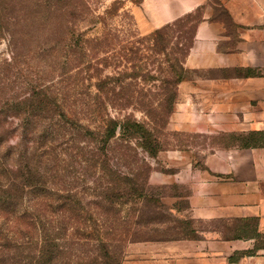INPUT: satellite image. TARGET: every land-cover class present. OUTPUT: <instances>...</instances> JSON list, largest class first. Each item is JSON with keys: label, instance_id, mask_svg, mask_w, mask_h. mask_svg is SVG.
I'll return each instance as SVG.
<instances>
[{"label": "rangeland", "instance_id": "1", "mask_svg": "<svg viewBox=\"0 0 264 264\" xmlns=\"http://www.w3.org/2000/svg\"><path fill=\"white\" fill-rule=\"evenodd\" d=\"M85 1L88 7L81 11L75 0H0V95L24 98L45 89L65 97L70 112L81 113L86 108L81 101L95 105V83L102 80L105 109L91 107L86 116L81 113L83 122L94 129L108 116L130 115L153 132L162 146L156 156L137 144L139 138L126 140L118 133L105 154L96 142L80 141L67 132L60 145H49L40 163L43 184L78 195L93 216L72 219L70 234L95 237L94 227H99L123 261L133 242L197 238V230L205 227L190 212V185L172 175L184 165L181 155L200 156L212 141L169 125L178 100V86L170 82L178 74L184 79L191 75L183 62L202 16L197 11L179 18V32L159 38L152 35L158 28L144 33L133 12L143 0ZM171 96L174 99L167 101ZM115 98L132 103L127 108L114 106L110 101ZM76 100L78 107L73 105ZM9 122L14 127L20 123L15 118ZM18 141V135L13 136L8 146L16 147ZM157 198L159 204L154 202ZM24 203L33 205L28 198Z\"/></svg>", "mask_w": 264, "mask_h": 264}, {"label": "crops", "instance_id": "2", "mask_svg": "<svg viewBox=\"0 0 264 264\" xmlns=\"http://www.w3.org/2000/svg\"><path fill=\"white\" fill-rule=\"evenodd\" d=\"M197 11L184 61L191 75L169 125L212 141L200 156L181 155L172 175L190 185V212L205 227L197 238L133 242L122 264H264V145L239 140L264 132V0H143L133 9L144 33Z\"/></svg>", "mask_w": 264, "mask_h": 264}, {"label": "trees", "instance_id": "3", "mask_svg": "<svg viewBox=\"0 0 264 264\" xmlns=\"http://www.w3.org/2000/svg\"><path fill=\"white\" fill-rule=\"evenodd\" d=\"M75 7L84 11L88 5L85 0H75ZM181 21L182 19H178L158 28L152 35L161 38L163 34H176ZM76 46L80 47L81 43L76 42ZM75 54L80 55V49H76ZM183 64L180 66L181 70H184ZM175 72L178 74L177 70ZM183 80L182 75L178 74L170 83L178 86ZM105 84L102 80L95 83L99 92V95L93 97L95 105H87L81 101L82 107H86L81 108L82 115L86 116V112L93 106L105 109L106 102L101 94ZM116 99L110 101L114 106L127 108L132 103L131 100L120 102ZM170 99H174L173 96L167 101ZM66 103L65 97H57L45 89L24 98H5L0 95V264L123 262L118 257L116 246L99 233V227H94L98 230L95 237L75 238L74 234H70L72 219L77 217L86 221L93 216L87 214L78 195L70 191L59 193L43 184L44 174L40 166L43 153L50 149L49 145H60L61 138L67 132L80 141L87 139L96 142L103 153L118 133L126 140L139 138L137 144L150 156H156L162 146L144 122L130 115L124 118L108 116L104 118L100 128L93 129L83 122L81 113L74 110L70 112ZM79 103L76 100L73 105L78 107ZM9 118L18 119L20 123L14 127L9 124ZM16 135L19 137L17 146H8L9 139ZM239 140L246 146H262L264 132L241 135ZM25 198L33 202V205H26ZM154 202L159 204V198ZM12 220L15 224H10ZM136 223L138 222H133L134 227H127L124 233L132 231ZM21 224L24 227H19ZM83 246L85 249H82Z\"/></svg>", "mask_w": 264, "mask_h": 264}]
</instances>
